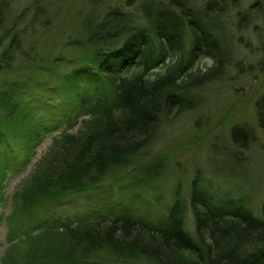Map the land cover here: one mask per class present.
<instances>
[{"label": "trees", "instance_id": "trees-1", "mask_svg": "<svg viewBox=\"0 0 264 264\" xmlns=\"http://www.w3.org/2000/svg\"><path fill=\"white\" fill-rule=\"evenodd\" d=\"M242 1L126 0L129 10L111 8L100 19L87 20L83 26L89 50L71 58L65 73H49L54 83L48 82L50 75L42 80L39 108L23 106L17 98L18 91L28 90L29 75L19 83L0 80L1 108L22 113L11 130L0 126L13 146L22 144L26 130L44 119L55 124L69 120V107L94 117L76 133L55 138L45 164L26 186L24 203L42 197L54 205L75 195L111 190L109 186L122 180L135 182L117 197L107 194L82 216L41 220L30 244L23 242L21 264H96L101 263L95 258L99 251L125 264L142 259L154 264H264V204L262 213L255 214L232 191H221L201 173L190 193L197 238L188 232L180 189L165 202V215L157 221L141 213L158 202L159 193L151 185L162 176L161 160L148 156L165 121L195 108L198 87L223 79L231 68L243 71L241 61H234L235 46L245 45L243 33L251 24L262 19L263 26L264 0H252L247 8H241ZM8 3L0 0L1 22L7 18ZM35 6L33 18L44 15L42 3ZM15 42L14 36L10 46ZM7 50L0 70L12 64ZM171 54L177 55L174 67L149 81L147 72ZM203 55L214 59L213 67L197 77L186 76ZM131 64L138 73L128 72ZM101 80L112 88L110 94L100 92ZM75 91L79 94L73 97ZM256 110L264 130V93ZM252 133L250 126L233 127L235 148H248ZM2 167L8 164L0 152ZM114 169L121 172L106 181Z\"/></svg>", "mask_w": 264, "mask_h": 264}, {"label": "rangeland", "instance_id": "rangeland-1", "mask_svg": "<svg viewBox=\"0 0 264 264\" xmlns=\"http://www.w3.org/2000/svg\"><path fill=\"white\" fill-rule=\"evenodd\" d=\"M125 1L9 0L7 18L0 21V59L8 48L12 64L10 68L3 66L6 70H0V80L7 77L10 82L19 83L25 75H29L28 90L18 91L17 98L23 106L41 107L39 103L44 99L41 100L37 92L42 90V80L50 75L48 82L54 83L51 81L55 77L51 74L56 75L57 71L65 73L70 69L67 65L71 63V58L81 57L87 53L86 49L89 50L83 26L85 22L100 19L111 8L128 9ZM251 2L252 0H243L241 8H247ZM37 3H42L45 13L33 18ZM261 26L262 19H258L247 27L243 33L245 45L235 46L234 61H241L243 71L238 73L231 68L223 79L198 87L195 108L172 116L162 126L153 151L148 156L160 159L162 167L161 178L151 185L155 194L159 193L156 200L158 202L149 203L141 211L148 219L157 221L160 216L163 217L165 202L171 201L176 190L180 189L187 207L188 232L197 238L190 205L192 182L197 173H201L205 179H211L221 191H232V195L240 198L255 214L262 213L264 130L259 125L256 110V102L264 93V33L261 35ZM14 36L17 42L10 46ZM176 60V54L169 55L150 69L146 78L153 81L166 74L174 67ZM213 65L214 59L203 55L186 76L197 77V74L207 72ZM127 69L130 74H134L138 73L139 68L131 64ZM98 86L100 92H112V88L102 80ZM78 94L75 91L73 97ZM97 97L95 95L94 98ZM21 115V112L6 111L0 105V126L5 131L11 130L13 123L19 121ZM68 117L71 118L59 124L43 118L42 125L26 130V134L22 135V144L19 142L18 147L7 142L0 132V152L8 164V168H0V264L22 263L23 242L30 244L32 235L37 234L36 229L41 220L82 216L100 204L97 201L106 198L107 194L117 197L122 191L133 189L132 183L135 182L122 180L119 183L121 185L109 186L111 190L101 189L91 195H75L54 205L43 202L47 200L42 197L34 198L36 200L29 204L24 203L26 186L38 166L45 164L55 138L68 132L76 133L83 124L94 119L89 114L78 115L71 107L67 109ZM237 125L253 129V133L248 135L249 147L242 152L239 151L242 149L235 148L232 141L231 131ZM118 172L121 170L114 169L106 181L110 182ZM103 252H97L95 258L101 262L98 261V264H125L123 261L110 259V255ZM137 264L154 263L142 259Z\"/></svg>", "mask_w": 264, "mask_h": 264}]
</instances>
